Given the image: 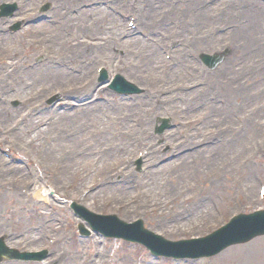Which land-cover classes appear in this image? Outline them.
Wrapping results in <instances>:
<instances>
[{
    "label": "rangeland",
    "instance_id": "1",
    "mask_svg": "<svg viewBox=\"0 0 264 264\" xmlns=\"http://www.w3.org/2000/svg\"><path fill=\"white\" fill-rule=\"evenodd\" d=\"M69 1L70 0H59L58 2L57 0H53L52 2L54 4L58 2L60 7H66ZM86 1L87 0H85V2ZM141 1L142 0H139L140 3L137 4L133 0H122L123 8L121 13L128 17H136L140 32L145 34L153 33L151 36L153 38V43L150 44V47L155 50L154 53L157 55L159 66L162 62V51L165 52L172 49L174 45L175 48L179 47L178 51H181L182 47V56L191 64L192 69L188 67L184 69V85L195 84L199 81L190 79L187 75L190 71H195L199 79H201L199 83L204 84V81L210 78L212 81L215 80V78L218 81H222V77L228 74V71H226V68H228L232 70V72L227 79L233 76H240V78L238 83L235 80L232 82L231 86L228 85L227 88L230 87L231 91L238 94L236 88L240 86V83L242 84L243 79L248 78L250 82L246 87H243V93L246 97L250 95L253 96L248 98V100L243 97V103H241L240 108L238 105H234V98L226 95L222 89L217 88L215 85L212 89L209 85V90L207 91H204L205 88L194 91L195 93H202V98H198V96H191L187 100L184 98L183 103H177V107L174 105V110H172V106H163L161 110L159 109V111H157L156 115L152 116L151 120L145 122L146 127L153 126L158 118H168L171 123L176 124L181 122L183 126L180 127L177 134H181V140H179L181 144H188L187 147L197 143V139L202 135H204V138H208L209 141L216 140L218 144L222 141L215 138L217 134L216 130L228 128V126H230L231 128L222 134L224 137L220 145L221 147L229 146L230 142H232V138L228 136V133H238L235 132L238 126L235 120H233L232 112H235L241 118H246L247 114L257 118L254 123H249L247 129L248 133L252 130L260 129L264 125V114H260L264 106V92L263 94L255 96L258 94L257 90L253 91L251 87L256 78L264 75V67L262 68V64L264 63V46L257 49L256 44V48L246 51L247 39L245 36L253 34L257 39L261 41L264 40V18L258 15H256L254 19L251 18L253 17L251 13H256L258 8L264 10V4L259 3L258 0H219V2L215 3L212 7L207 8L209 10L207 11V9L201 8V5L207 0H196L195 2L193 0H165L164 9H161L162 7L158 5V2H161V0H157V5H155L156 13L155 16L152 17L146 14V12L149 14L151 13V10H147L146 3L140 7ZM170 1L176 4L186 3L184 6L178 7L183 8V10L186 8L185 16L182 20L174 18L175 11ZM41 2L42 0H30L29 4L34 8ZM188 3L193 4L192 9L187 8L190 5ZM197 8L200 13L206 14V19L196 18ZM31 13L33 14V11H31ZM246 13L248 14V18L246 17ZM170 14H173V18L170 19V22L168 24L166 22L163 23V16ZM99 16L101 17L99 19L101 23L99 28L95 31L97 34L100 32L101 28V32H105L103 23H109V19H112L110 14L106 11ZM24 17V12L18 11L11 24L22 22L24 26L25 23H29L32 20L31 17L29 20L22 19ZM85 21L81 30H79L80 35L86 39V42L89 40L91 41L90 44H93L97 43L98 40L104 41L106 36L102 34L87 39V36L92 34L90 30L93 20L92 17L89 16ZM175 22L178 25H175L177 29L173 31L174 26H172V23ZM183 22L187 23L184 24ZM194 22H199V26L201 27L200 36L202 38L205 33H210L216 42L215 46H213L212 43H208L204 51L206 52L205 54H213L212 52L215 50L212 49L222 51L227 48L228 50L224 51H231L230 57L227 53L229 58L226 56L223 63H220L218 68L214 71L202 69L201 66L200 68L202 70H200L192 60L187 59L185 56L184 48L186 47L184 46V42L192 38V35L198 38ZM116 23L117 22L113 23L112 26H116ZM97 25L98 24H96V26ZM248 25L249 27H247ZM69 28L70 27H63L64 30H69ZM5 29L7 30L8 28ZM53 29L54 35L59 34L61 37L64 34L57 32L55 28ZM24 30H26V28ZM29 32L25 33V31H22L21 33L23 35L21 34L19 36L20 38H9V41L6 42L8 49L9 47L11 49H19L21 45V52L23 54L21 55L20 53V59L22 60L21 64H24L27 60V58L24 57V52L35 54L32 50L27 51L23 49L25 46L30 47L32 45V37L31 35H27ZM168 32L172 34V36H167ZM175 32L177 33L175 34ZM119 35L120 31L116 36ZM174 36L175 39L169 43ZM27 38L28 40L24 42ZM89 41L87 43L81 41V43H85L86 45L89 44ZM123 42H127V40ZM126 44H130V41ZM139 44L143 45L141 41ZM106 45L107 47L98 52L96 51L93 57L83 59L81 62L83 65L86 62L85 68L87 70L86 74H89L88 76L94 73L98 65H106L108 83L99 82L97 86L103 88L101 96L109 100L107 106H111L116 100L114 98L116 96L110 91L111 75L120 74L128 82L133 83L141 89L143 92L139 97L146 95L148 89H159L162 86L155 83L159 73L158 70H156L154 77H148L142 72H136L137 62L146 64V58H139L140 53L137 47H126L125 44L122 43L117 48L115 46L116 49L112 52L109 49L110 46H108V44ZM157 45L161 47L160 52L156 50ZM194 45L192 49L195 53H198L199 51H197L196 48H198L199 43H196V40ZM108 49L109 51L107 52ZM56 52H58V50ZM90 52L91 49L89 48L88 54ZM103 58H105V60L101 62ZM227 58L229 60L231 58L233 59L229 61ZM260 58L262 61H260ZM0 61L3 62L1 58ZM42 61L43 58L39 57L35 62L39 64ZM97 61L101 63L97 64ZM22 69L18 71L14 70L16 74L13 78H8V74L3 78L4 74H0V80L3 79V86H6L8 81L10 85L15 87V92L11 94L13 95L11 97L8 96L10 93L5 94V92H3V95H5L6 98H10V100L6 102L3 107V110H6V114H3V121L0 120V236H9L12 240L9 241V243L17 250L22 252L41 251L44 249V243L47 239L51 241V238L56 237L57 245L48 251L45 257L46 264L55 261V253H57L56 257L60 259V262L57 264H73V261H76L77 264H96L103 261L105 264H141L140 259L143 257L141 254H144V252L137 248H130V246L125 245V243L118 241L108 242L105 240L103 243L98 238H94L90 241H83L82 238L79 239L75 227L76 220L70 217L67 212V202H71V200L99 215H116L118 219L126 221L133 219V213L131 211L134 212L136 210V214L142 219V226L145 229L161 236L164 235L171 240H182L206 235L205 233L217 227L219 223L227 221L229 216L233 213L264 208V203L258 204L259 202L256 199L258 184L264 183V159L262 156H253L251 159L253 161L247 164L242 162V159L245 158V154L242 152L232 157L224 155L213 163L212 168L197 170L199 175L196 171L194 174H189L187 177L177 174L179 176L172 179L174 177V169L183 158H178L177 160L175 158V160H173L175 162L173 164V169L158 173L160 169H156L162 166L169 153H164L158 148V140L154 135L153 129L151 131V127L147 134V139L145 140L149 141L145 146L150 153L145 161V165L144 160L142 161V166L140 167L142 172L140 173L136 172L138 169L136 165L131 163L133 154H131L130 150L135 148L134 136L128 138L131 149L127 148L125 149L126 151L117 154L118 157L116 158L118 162H113L103 167L99 165L98 168H95L92 165V160H87L83 162V164L77 163L79 160L74 159L73 154L69 153L67 147L65 148V152L70 155L66 157L67 159H63V157L54 159L52 156H41L39 153L40 149L44 143L51 144L49 136L53 131H47L45 136L43 138L40 137V139L36 135H30L28 133L27 135L23 134L26 129L30 128V124L28 126H25V124L23 125L25 130L21 128V124L17 125L14 131L19 113L25 111L30 105L36 106V104L42 103L39 101L38 103L30 102L28 105H22L21 95H16V93H18V83H22L24 79ZM78 80H80V78H78L77 81ZM171 80L172 78H170V85L176 86L177 82H171ZM67 82L68 81L64 82L62 85H65ZM44 85L46 88L40 89L44 91V93L38 95V97H45L49 91L57 89L54 87L57 86L56 83H45ZM30 97L35 100L39 99L37 95H35V92L28 98ZM14 100L19 102H17L16 106L12 105ZM45 102H48V100ZM132 103L134 102H128L129 105H133ZM37 111H40V109H37ZM121 111L120 109V115L123 114ZM254 111L256 112L252 113ZM115 112H117V109H115ZM91 114L93 113L91 112ZM227 116H230L232 119H228ZM129 119L130 120L127 122L129 127H131L132 117ZM104 125L105 133L108 134L109 138L114 142L117 140L116 143L113 144L114 146L111 147V151L115 153L118 143L122 144L126 137L124 140H119L110 123L106 121L103 126ZM74 128H76V126H74ZM74 128L73 130L76 131ZM174 129L175 128H172L164 134L165 140L167 135L174 134ZM88 131L84 132L81 138L83 140L78 146L82 147L77 151L78 153L86 150V146L92 143ZM123 132L126 133L125 130H123ZM190 135H192V137H189ZM8 136V142L7 140L3 142V138ZM12 136H14V138L11 140ZM28 138L37 140V145L34 147L33 144L30 145ZM189 139L192 141H189ZM87 140L89 144L85 145ZM242 140L240 145L242 150H244L243 148L245 147L249 149L250 143H264L262 139L258 136L255 137V135L246 136L244 134ZM12 141L16 144L15 147L9 145L12 144ZM37 146L39 150L36 149ZM185 147L186 145H184V148ZM6 150H9L8 156L4 153ZM167 151L169 152V150ZM185 158L189 165L193 166L195 170L199 167L200 160L198 159L197 153L187 155ZM124 160L127 162V165L124 164ZM16 161L20 164H17ZM120 161H122L124 165L122 168L117 165ZM221 161L225 162L222 167H220ZM239 163L240 169L238 168ZM116 169L123 170V173L115 175L114 177L111 176L113 178L109 180L108 184H102L104 178H107L108 175H113L115 173L113 170ZM144 170L146 172L143 173ZM128 173L134 174V176L130 178L121 177V175ZM157 173L161 178L152 177L153 174L155 175ZM36 177H39L42 181L40 182ZM249 177H251V179ZM217 183H220V186H214ZM91 186L95 187L89 193V196L83 200L81 195L87 188L90 189ZM41 187L48 189L49 192H46L47 195L50 196L48 203H52L56 211L53 210L50 205L42 203V201L39 200L40 198H35L37 190H41ZM135 190L143 194L146 192L147 198L153 199L157 206H154V208L144 205H142V208H138V204L131 206L129 196H131L132 192ZM69 192L70 194L67 196ZM119 194L124 196L119 198L116 196ZM172 199L176 201L172 204H168ZM200 202L207 204V216L196 217L189 214V207L191 205H199L201 204ZM213 206L217 207V219L212 211ZM137 216L134 215V219H137L135 218ZM134 219L133 221H135ZM10 234H15L16 236H10ZM182 264H264V238L244 245L231 247L214 258L213 261L212 259L207 261H189Z\"/></svg>",
    "mask_w": 264,
    "mask_h": 264
},
{
    "label": "bare ground",
    "instance_id": "2",
    "mask_svg": "<svg viewBox=\"0 0 264 264\" xmlns=\"http://www.w3.org/2000/svg\"><path fill=\"white\" fill-rule=\"evenodd\" d=\"M76 1L78 0H70V2H76ZM153 1L154 0H150L151 13L149 14L152 17L155 16ZM256 15L260 16L261 18H264V10L258 8L256 13L254 12L251 13V16H253L251 18L254 19ZM58 17L61 18V15H58ZM246 17L248 18L247 13H246ZM196 18L206 19L207 17H206V14L199 13L196 16ZM242 20H245V19H242ZM97 21L100 23L99 20ZM83 22H84V19L81 17L69 18L64 21V23H66L67 26L72 27V28L78 27L79 25L83 24ZM183 23L186 24L187 22H183ZM197 23L199 24V22H194V24L196 25L195 31H196V34L198 35L197 43H200L201 45L203 44L208 45V42L200 37L201 27L197 26ZM46 26L47 25L45 24L38 25L37 28L33 29L31 32V33H35L34 35H36V37L39 39L40 37L38 36V31L44 30L46 32L44 33V35L47 38L42 39V41L44 42L47 61L39 67L32 66L31 63L27 65L21 64L22 60L20 59V53L14 56H11L9 53L10 47L8 49L6 46V42L8 40L7 39L0 40V58L3 57L4 72L8 73V78H13V76H15L16 74L14 70L18 71L23 68L22 72L24 73V79L22 83H18V89H17L18 93H16V95H21L22 101H24V99H27L34 92H35V95H37V98L42 100L45 97L44 96L38 97V95L44 93V91L40 89L46 88V86L44 85L45 83H56L57 86H54V87L60 90V89H64V86L66 84L65 85H62V84L66 81L73 83L78 87V89L73 88V87L70 88L71 90L76 91L73 95H71V97L75 98L76 100H79V98H81L80 99L81 101L86 95H88V90L85 91V89H83L84 93L80 92L79 90L80 84L77 83V79L80 76H83L86 70L83 64L80 62L83 59L89 58L91 54L90 53L88 54V51L86 49L84 51H80L77 47H69V43L74 39V37H76V34L74 32L65 33L61 37L58 34H56V36L54 37V35H52L51 33V30L47 28ZM247 27H249V25ZM115 28L117 29L116 31L120 30V26L118 23ZM109 37H110V40H108V42L111 43L110 48L114 49V46L112 45L114 34L110 32ZM245 37L247 39L246 51H250L251 49L256 48V47L257 49H260L264 46V40L261 41L257 39V37H255V35L253 34L246 35ZM139 42L140 41L138 39L130 40V46H134L139 49V53H140L139 58H146V64L137 62L136 72H142L143 74H146V76L148 77H154L156 70L162 72V69L158 65V62H157L158 60L157 55L154 53L153 48H151L149 45L143 46L144 44L142 43L143 45H140ZM212 44L213 46H215L216 42H213ZM57 50L59 51L58 54H61L63 56L67 55V58H69L68 53L70 54V58H69L70 60L67 64L65 63V61L61 59H59L58 61H53V60L48 61L50 55H52ZM196 50L204 51L206 49L201 48V49H196ZM236 51H241V50H236ZM177 57L179 58L181 63H179V67L174 72H172L170 76L172 77L171 82L176 81L177 85L180 84V87L178 89L174 85L171 86L170 79H166L162 83L163 86H161L159 90H157L154 93L155 99L161 105H164L169 100L174 101L184 96H185V100H187L191 96H198V98L199 97L202 98L201 96L202 93H195V92L190 93V94L180 93V89L184 85L183 84L184 83L183 75L185 73L184 67H188V66L190 67L191 64L188 63L187 61L182 60L180 52L177 53ZM260 61H262L261 58H260ZM55 64H58L57 68H54ZM73 64H75V67L74 69L71 70L70 66ZM263 64H262V68L264 67ZM226 71H228V74L227 76L222 77L221 79L222 81L216 80V82L212 83L210 82V79H209V83L208 85H206L204 91L209 90V85L212 89L215 85L217 86V88L222 89L226 95L231 96V98H234V104L238 106L241 105V103H243V97L247 98V100L248 98L253 97L252 95H250L249 97L244 96V93L241 92L242 89H238L237 90L238 94H236L230 90V87L227 88L228 85L231 86L232 82L235 81L237 77L233 76L227 79V77L231 74L232 70H229L228 68H226ZM263 71H264V68H263ZM158 79H159V76L157 77V80ZM155 83H158V82L156 81ZM253 84L254 86L258 87L260 92L263 93L264 92V75L256 78ZM4 88L13 89L15 87L13 85L7 84L6 86L4 85ZM254 90L255 89H253V91ZM50 92L52 91H49V93ZM100 92L101 91L97 88V90L95 91V94L90 99L84 102H79L80 106H76L73 111L68 110V107L72 106V104L68 102H60L54 105L50 109V113L53 116V121L50 123V127H48V129L45 131H38V133H36V136L40 139V137L43 138L45 136V133H47V131L48 132L53 131V133L49 136L51 139L50 141L53 143L50 142L51 143L50 145L45 144V143L43 144L39 152L41 156H45V157L52 156L54 159H60L61 157H63V159H67L66 157L70 156L65 152L66 151L65 148L67 147V149L69 150V153L73 154L74 159L79 160L77 163L83 164V162L87 160H94V161H97L101 165V167H103L113 162H118L116 158L118 157L117 154L122 153L123 151H126L125 149L127 148L131 149V145L128 141V138L131 136H134L135 131H132V128L129 127L128 122H126V120L122 121L119 118H116L108 114V109L106 107H103L102 105H93L96 101H98L99 99H102ZM68 97H70V95ZM81 106H84V107L91 106V107L87 109H83V107ZM116 107L119 109L124 108V107L127 108V104H122V105L117 104ZM92 111H94L95 114H91ZM140 113H141L140 110L138 109L134 110L131 108L126 117L130 118L132 116L140 115ZM103 114H107L104 120L111 122L113 124L114 131L117 135L116 137L121 138L123 140L126 137L124 141L122 140L123 141L122 144L118 143L115 153L111 151V147L114 146L113 144L116 143L117 140L115 142L112 141L109 138L108 134L105 133V130H104L105 125L103 126L105 122L102 120ZM74 126H76V128H74ZM34 127H35V123L32 122L30 125V128L26 129V131L23 134H27ZM73 128L76 129V131H74ZM122 130H125L127 134L124 133ZM87 131H88V135L91 138L92 143L89 146H86V150H83L80 153H78L77 151L82 147L78 145L81 144V141L83 140L81 138L84 135V132H87ZM245 133L246 132L236 133V134L228 133V136L232 138V143L229 147L212 148V149L205 150L206 151V152L204 151L205 153L204 152L198 153L199 159H200V165L199 167H197L196 170L194 169L193 166L189 165L187 160H183L174 169L175 170L173 172L174 177L172 179L179 176L177 174L184 175L187 177L189 174H194L197 170L199 171L201 169H209L210 167L212 168L213 163L218 158L223 157L224 155H227L230 157L237 155L240 152V149H241L240 145L243 141L242 137L244 136ZM61 139H63L64 141L62 142L55 141V140H61ZM28 141L31 143L32 139L31 140L28 139ZM86 144H89L88 140L86 141L85 145ZM36 149L39 150V147H36ZM170 169H173V166L167 165L166 168L160 169L158 173L163 172L164 170H170ZM158 173L155 175L153 174L152 177L161 178V176H159ZM198 175H199V172H198ZM214 186H220V183H217ZM41 193L43 192L38 193L37 196L40 197ZM116 196L119 198H122L124 195L119 194ZM45 201L47 200L45 199ZM139 202L141 205L138 206V208H142V205L153 207V208L154 206H157L154 200L148 199L146 195H143L140 198ZM44 203L48 204L46 202ZM200 203L201 204L199 205H191L189 207L190 209H188V213L196 217L207 216V204L203 202H200ZM73 264H77V262L73 261Z\"/></svg>",
    "mask_w": 264,
    "mask_h": 264
}]
</instances>
